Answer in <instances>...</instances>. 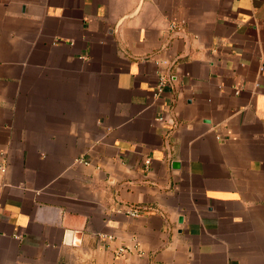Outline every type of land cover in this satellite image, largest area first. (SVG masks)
<instances>
[{
    "label": "crops",
    "instance_id": "crops-1",
    "mask_svg": "<svg viewBox=\"0 0 264 264\" xmlns=\"http://www.w3.org/2000/svg\"><path fill=\"white\" fill-rule=\"evenodd\" d=\"M0 264H264V0H0Z\"/></svg>",
    "mask_w": 264,
    "mask_h": 264
},
{
    "label": "built area",
    "instance_id": "built-area-1",
    "mask_svg": "<svg viewBox=\"0 0 264 264\" xmlns=\"http://www.w3.org/2000/svg\"><path fill=\"white\" fill-rule=\"evenodd\" d=\"M130 215H131V216H137V213H136L135 211H132V212L130 213Z\"/></svg>",
    "mask_w": 264,
    "mask_h": 264
}]
</instances>
